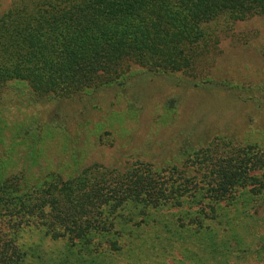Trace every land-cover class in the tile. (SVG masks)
I'll return each instance as SVG.
<instances>
[{
	"label": "trees",
	"instance_id": "16d2710c",
	"mask_svg": "<svg viewBox=\"0 0 264 264\" xmlns=\"http://www.w3.org/2000/svg\"><path fill=\"white\" fill-rule=\"evenodd\" d=\"M262 14L264 0H12L0 16V109L14 84L35 102L70 99L106 87L132 66L194 80L205 72L198 59L215 37L206 32L209 23ZM192 79L185 82L196 87ZM5 128L1 123L0 264H38L39 246L61 253L58 264H137L173 253L176 242L188 262H219L226 250L213 249L215 231L204 220L264 192V152L226 139L193 147L184 139L179 167L93 163L63 179L53 172L38 177L26 166L38 157L35 137L42 143L53 135L33 128L6 150ZM189 204L193 211L182 210ZM35 235L43 241H21Z\"/></svg>",
	"mask_w": 264,
	"mask_h": 264
},
{
	"label": "rangeland",
	"instance_id": "374dc122",
	"mask_svg": "<svg viewBox=\"0 0 264 264\" xmlns=\"http://www.w3.org/2000/svg\"><path fill=\"white\" fill-rule=\"evenodd\" d=\"M11 2L0 0V16ZM205 28L215 37L198 59L205 72L196 73L194 80L178 73L151 75L132 66L104 88L43 102H35L20 84L10 86L0 109V126H7L3 147L17 146L33 128L43 136L50 133L53 139H47V134L42 143L35 137L39 148L38 157L33 155L36 164L29 159L26 166L38 177L53 172L63 179L93 163L116 169L136 161L164 169L179 167L184 139L189 147L226 139V143L239 144L253 153L264 152V14L238 21L218 20ZM191 79L196 87L185 82ZM207 85L217 89L206 91ZM5 163L0 161V166ZM252 175L258 176L260 171ZM238 202L217 209L203 223L215 231L213 249L226 250L219 262H195L197 258L188 262L189 253L175 251L181 245L176 242L173 253L160 251L137 264H264V192L261 198ZM187 206L192 205H184L182 210ZM194 209L192 206L190 211ZM247 219L253 220L247 221L253 227ZM171 235L173 229L159 238ZM37 239L43 241L41 235L21 241L28 244ZM41 249L33 250L38 264L59 263L61 253Z\"/></svg>",
	"mask_w": 264,
	"mask_h": 264
}]
</instances>
